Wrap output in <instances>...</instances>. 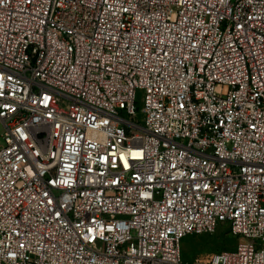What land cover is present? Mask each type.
I'll return each instance as SVG.
<instances>
[{
    "label": "built area",
    "instance_id": "2783aa9c",
    "mask_svg": "<svg viewBox=\"0 0 264 264\" xmlns=\"http://www.w3.org/2000/svg\"><path fill=\"white\" fill-rule=\"evenodd\" d=\"M0 126V264H264V0H0Z\"/></svg>",
    "mask_w": 264,
    "mask_h": 264
},
{
    "label": "rangeland",
    "instance_id": "374dc122",
    "mask_svg": "<svg viewBox=\"0 0 264 264\" xmlns=\"http://www.w3.org/2000/svg\"><path fill=\"white\" fill-rule=\"evenodd\" d=\"M5 132L0 126V136ZM239 241L233 237L229 228H220L216 234L189 236L182 242V250L185 262L196 259L207 260L211 255L235 249Z\"/></svg>",
    "mask_w": 264,
    "mask_h": 264
}]
</instances>
